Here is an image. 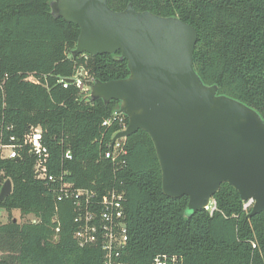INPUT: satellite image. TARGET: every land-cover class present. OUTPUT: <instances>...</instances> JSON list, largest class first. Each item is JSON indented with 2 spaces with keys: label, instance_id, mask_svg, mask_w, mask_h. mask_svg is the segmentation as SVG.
I'll return each instance as SVG.
<instances>
[{
  "label": "trees",
  "instance_id": "16d2710c",
  "mask_svg": "<svg viewBox=\"0 0 264 264\" xmlns=\"http://www.w3.org/2000/svg\"><path fill=\"white\" fill-rule=\"evenodd\" d=\"M51 1L0 0V143L39 128L53 170L60 166L57 141L63 138L71 150L67 180L78 188L101 195L121 182L125 264H153L161 255L181 257L184 264H264V213L248 219L251 210L243 211L238 193L223 184L211 198L212 214L203 210L186 218L187 198L170 199L161 192L159 164L145 132L127 138L125 166L113 173L101 157L118 129L105 133L101 122L119 103L92 102L88 93L74 85L64 89L59 81L73 78L80 67L85 81L123 80L129 76L127 63L119 52L72 58L79 28L54 18ZM128 4L136 12L191 26L197 33L193 66L200 80L264 122V0H108L114 12ZM34 164L26 149L17 160L0 161V183H12L11 194L0 203L7 214L0 223V264H102L100 246H77L72 203L57 202L56 194L35 179Z\"/></svg>",
  "mask_w": 264,
  "mask_h": 264
},
{
  "label": "water",
  "instance_id": "95a60500",
  "mask_svg": "<svg viewBox=\"0 0 264 264\" xmlns=\"http://www.w3.org/2000/svg\"><path fill=\"white\" fill-rule=\"evenodd\" d=\"M50 14L79 28L72 58L119 52L126 61V79L94 81L87 98L119 103L116 112L128 122L113 142L138 131L149 136L161 192L170 199L187 198L186 218L205 210L223 184L241 202L253 200L248 219L264 213V122L200 80L193 66L197 33L191 26L136 12L131 4L114 12L108 0H52ZM11 191V181L5 180L0 203Z\"/></svg>",
  "mask_w": 264,
  "mask_h": 264
},
{
  "label": "built area",
  "instance_id": "2783aa9c",
  "mask_svg": "<svg viewBox=\"0 0 264 264\" xmlns=\"http://www.w3.org/2000/svg\"><path fill=\"white\" fill-rule=\"evenodd\" d=\"M85 71L79 68L72 80L62 79L59 83L66 89L69 85H74L82 93H88L94 83L93 80L85 81ZM36 82L32 78L28 79ZM88 82H91V86ZM101 127L108 132L111 128L118 131L113 135L107 150L102 154V159L108 161L113 173L121 171L126 163L127 149L126 138L117 139L113 142L116 134L124 131L127 127L126 117L122 113L113 112L108 118L102 120ZM104 135H102L103 139ZM57 146L61 149L60 166L53 170L51 168V154L44 144V138L39 128L31 127L29 132L21 139L10 137L7 144L0 143V161L4 159H19L20 152L27 150L35 159L33 172L35 179L41 181L51 192L56 194L57 202L68 201L74 207V224L76 229L73 238L79 248L100 246L103 253L102 264H125L122 261L123 253L128 242L127 227L124 211V191L120 189L121 182L114 183L109 190L98 195L91 189L78 188L75 183L69 182V171L65 167L67 162L72 161V153L64 143L63 138L57 141ZM5 179L1 181L2 187ZM253 200H248L243 204V211L251 210ZM215 209V203L210 200L205 208L209 214ZM4 216V211L0 209V219ZM7 218V214H6ZM153 264H184L181 257L161 255L156 257Z\"/></svg>",
  "mask_w": 264,
  "mask_h": 264
},
{
  "label": "rangeland",
  "instance_id": "374dc122",
  "mask_svg": "<svg viewBox=\"0 0 264 264\" xmlns=\"http://www.w3.org/2000/svg\"><path fill=\"white\" fill-rule=\"evenodd\" d=\"M32 80H34V79H32ZM12 217L16 220V222H18V223L21 222V220H20L21 219L20 218V214H19L18 211H13ZM6 220H7V218H6V212L4 211V216H3L2 219H0V223H5Z\"/></svg>",
  "mask_w": 264,
  "mask_h": 264
}]
</instances>
